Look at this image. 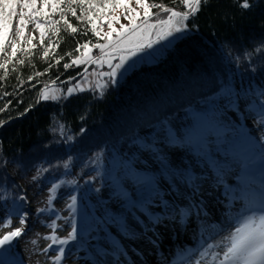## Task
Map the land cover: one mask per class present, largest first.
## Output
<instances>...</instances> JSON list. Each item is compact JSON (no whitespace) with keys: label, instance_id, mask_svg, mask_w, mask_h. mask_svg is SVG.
Returning a JSON list of instances; mask_svg holds the SVG:
<instances>
[{"label":"trees","instance_id":"trees-1","mask_svg":"<svg viewBox=\"0 0 264 264\" xmlns=\"http://www.w3.org/2000/svg\"><path fill=\"white\" fill-rule=\"evenodd\" d=\"M244 2L202 0L183 22L185 36L156 63L142 64L118 82L106 77L101 89L91 87L71 96L64 91L57 100L37 102L44 86L60 83L67 89L77 84L83 68H77L73 60L83 57L85 43L99 49L95 45L103 39L94 34L92 25L100 31L114 11L112 4L100 11L105 0H84L83 4L50 0L44 13L34 17L44 28L43 43H22L17 48L30 51L18 50L15 58L11 51L0 54V63L8 62L7 71L0 68V209L6 219L23 213L22 181L29 175L28 189L56 185V195L61 194L63 180L71 177L90 176L84 186L96 190V179L102 185L108 179L123 184V176L143 172L127 162L140 159L142 148L147 155H157L149 147L153 148L162 132L174 138L170 145L180 142L190 148L202 163H208L210 171L217 173L207 158L209 153L219 155L218 161L226 165L230 144L242 145L236 139L241 133L239 124L230 116L237 111L233 97L242 113L250 111L253 118H264V0H247L248 8L242 7ZM38 3L33 12L38 11ZM89 3L97 7L90 8ZM148 3L188 11L181 0ZM22 4L20 0L15 5L16 12ZM151 11L156 21L169 15L160 7ZM65 20L77 31L72 32ZM132 150L137 154L131 155ZM98 166L105 167V172L97 173ZM205 176L213 182L223 178ZM136 178L129 183L138 185ZM101 196L106 204L103 197L107 195ZM119 215L113 223L119 224ZM5 253L0 254L4 264H21L14 252L6 248Z\"/></svg>","mask_w":264,"mask_h":264},{"label":"rangeland","instance_id":"rangeland-1","mask_svg":"<svg viewBox=\"0 0 264 264\" xmlns=\"http://www.w3.org/2000/svg\"><path fill=\"white\" fill-rule=\"evenodd\" d=\"M38 2V11L40 14H43L47 7L44 6L43 0H38ZM131 6L141 13L140 19H143V9L135 4V0H132ZM23 11L28 12V10ZM19 12L20 10L17 11L16 16L12 17V27L6 33V40L4 42L5 53L11 51L10 42L13 40L16 41L17 46L22 43H27L29 39L36 43L41 41L40 31L35 27V23L38 20L35 18L29 21L24 28L23 39L15 35L16 28L19 24ZM113 15L118 16L119 20H113ZM124 15L125 10L123 8H117L113 11L112 16L104 21V24L101 25L100 28V30L103 29L99 36L103 39L100 44H109L107 39L102 38L104 33L109 31V23L117 30L120 29L121 24H129V20L125 19ZM153 17L154 16H151L150 23L157 22ZM25 19L27 21L28 17L26 16ZM105 22H108V24H105ZM136 22L140 23V20ZM163 27L164 26L160 28L157 35L163 32V30H161ZM151 32L152 29H148L143 35L134 37L131 42L121 45L119 49L109 46L105 49V53L113 52L104 56L105 62L93 63L86 71H84L86 60L84 61L83 59L92 58L95 54H93V48L88 47V49H85L82 55L83 57H78L84 62L76 64V67L83 68V71L78 74L79 80L77 84L69 88H75L76 90L73 91L75 93L79 90L86 91L91 87L101 89L105 84L106 77H109L107 75H101V73L110 72L112 69L109 65L120 64L122 62L121 58L123 57V67L117 71L114 78H109L111 82H118L142 64L156 63L159 58L164 55L165 51L172 47L175 41L185 36L187 31L183 23L181 31H172L169 35L168 28L166 27L163 35L150 42L145 48L135 49L133 51L124 50L133 47L136 43H140L144 40L146 41ZM116 40L117 33L113 32V44ZM98 50L100 51V49ZM67 89H63L61 85H48L40 90V100H57H45L42 97V93L47 92L50 95L57 96L59 99L62 97L64 91L67 93ZM73 92L71 95L74 94ZM236 112H231V119L236 123L240 122L242 127L244 126L243 124H245L246 127L249 128L248 134L249 137H251L248 138V136L245 135L250 141L249 144L242 132L237 134L236 139L243 147H247L248 145L247 150L250 152L244 153V150L230 144V151L227 153V159L229 161L226 165L218 161L219 155L215 156L214 152L209 153L207 158L209 159L211 167L213 170H216L217 173L210 171L208 163H202L203 160L200 157L194 156L192 150L187 146H180V142L177 141V145H170L171 142L175 141L173 140L174 138L171 136L168 138L167 133L163 132L158 136V141L153 144V148L152 146L149 147L150 151L154 150L157 155L160 154V157H157V155H147L144 152V148H142L141 154H139L140 151L138 152L140 159L129 160L130 162H127L129 166L140 167L145 174H150L152 177L151 180L153 184L151 185L152 182L148 183L150 186V188L147 187L148 194L141 203L139 198L135 197L141 193L142 188L136 191L134 182L129 183L131 179L137 177L136 173L128 177L123 176L121 179L123 184H115L114 181L108 179L107 182H104L105 185H102L101 179H96L94 182L98 188L97 190L92 187L84 186L86 184L85 179L90 176L83 177L82 179L73 176L76 177L75 180L72 177L65 178L62 182L63 184L59 186V193H61L59 195H56L58 190L50 188V186L40 188V186L33 185L32 188L28 189L27 184L32 179V176L29 175L26 181H22L25 189L23 191H25L26 194L23 196V198L25 197V209L21 216L24 215L26 223L23 225L20 223L21 216H12L6 219V214L3 212L4 210L2 208L0 209V237H3L6 233L14 229H23L21 235L10 238L8 243L0 245V254L3 256L2 253H5V249L8 248L15 254L16 250L20 251L27 264H53L50 257L57 254L56 249L58 247H63L65 253L60 264H94V262L98 264V262L101 261L100 257L102 253L103 255H107L113 252L119 253L122 250L133 251L134 248L139 250L148 243L146 239L144 242H140V239L146 236V229L152 226L143 217L144 212L149 211L146 208H150L154 213H164L165 211L172 213L174 209L178 210V208L175 207L180 206L181 208H187L189 201L193 199L192 195L196 198L203 196L206 194V189L208 190V196L209 194L215 193V189L219 187V184L209 180L205 175L212 174L215 177L223 176L227 179L225 181L227 183L229 181L228 179L232 178V174L235 175L240 172V168L251 165L259 169L261 172L259 177L263 176L264 123H261V121H264V118H253L252 114L249 113L250 111H245L242 117L240 116V111ZM233 126L236 127L234 123ZM132 153L137 154V152H133V150L131 155ZM131 155H129V157ZM129 157L128 159H130ZM142 166H144V168H142ZM105 170V167L98 166L96 172L103 173ZM78 175H81L80 172H77V176ZM142 176H144V174ZM250 179L248 177L245 180V189H247L249 185H252ZM190 181H196L191 188L193 192L195 186L193 194L190 193L191 190H187L186 185L184 186L186 182ZM76 186L79 188V191ZM145 186H147V184H145ZM212 186L215 187L213 188L214 191L210 189ZM257 186L258 185H252V188L256 189ZM118 190L120 191L118 192ZM122 190L130 191L129 193H132L133 196L129 199L124 195ZM135 191L136 193H134ZM112 194L116 196L112 199H108L112 197ZM101 195H107L103 197L106 204L102 202ZM72 197H75L74 204L71 200ZM69 205L73 206L69 207ZM124 208L126 209L122 210ZM41 209H44V211H40ZM116 214H121L119 215L121 216L119 226L113 223ZM135 218L138 219L137 223H134ZM6 221H10L7 226H5ZM216 221L219 222V218H216ZM53 222H55L56 225L55 235L58 239L68 238V234L72 232L73 225H75V239H68V243L64 245H53L51 249L45 252L44 249L51 243V240L45 239V237L53 234V229L49 227ZM33 241H35V243H33ZM187 244L195 246V241ZM69 246H72L73 249L69 250L67 248ZM17 259L20 260L19 258ZM23 261L22 264H26ZM0 264H4L3 257H0Z\"/></svg>","mask_w":264,"mask_h":264},{"label":"snow or ice","instance_id":"snow-or-ice-1","mask_svg":"<svg viewBox=\"0 0 264 264\" xmlns=\"http://www.w3.org/2000/svg\"><path fill=\"white\" fill-rule=\"evenodd\" d=\"M20 0H0V53H3L5 51L4 49V42L6 40V33L9 31L12 27L11 20L12 17L17 15V12L15 10V5L19 3ZM50 0H43L44 6L47 7ZM77 2L80 4L84 3V0H69V3ZM60 3H63V0H60ZM181 3L183 6H185L188 11H175L169 8H164L161 5H155V4H149L148 0H135V4L143 9V19L141 18V13L136 10V8H133L131 6L132 0H105V3L103 6L100 7V11H103L104 7H108L109 4H112L113 9L117 8H123L125 10L124 18L129 20L128 25L121 24L120 29L117 30L112 26L111 23L108 24L109 31L104 33V36L102 38L107 39L109 41V44H96L95 47L99 48L102 55L100 57L95 58L92 60L93 63L100 62L103 63L104 56L108 55L105 53V49L109 46H113L116 49H119L121 45L131 42V40L134 37L143 35L148 29H153L157 27V24L166 26L168 28V34L170 35L172 31L179 32L181 31V28L183 26V21L188 19V17L192 14H194L197 9L199 8L200 4L202 3V0H181ZM36 5V0H23L22 8L19 12V24L16 28L15 35L19 38L23 39L24 37V28L26 27L27 23L34 19V17L39 16L40 12H33L32 9ZM57 7L56 3L52 4V8L55 9ZM89 7H97L95 4L89 3ZM153 7H160L162 11L169 13L168 18L166 20L161 19L158 20L156 23H150V18L153 15L151 9ZM242 7L248 8L249 4L247 3V0L242 4ZM28 9V12L23 11V9ZM8 10L7 16H5V10ZM72 11L73 15H76L75 9H70ZM44 15H47L45 13ZM63 18V12L61 13ZM28 17V20L26 21L25 17ZM113 20L118 21L119 17L113 15ZM140 20V23H137L136 21ZM89 21L91 22V17H89ZM54 23L58 24L59 21H55ZM65 24L68 28L71 29L72 32H76L77 29L75 27H72L71 24L65 20ZM179 25V26H177ZM36 29H39L40 36H41V43H43V37L45 35L44 28L40 22L35 23ZM92 31L96 36H100V31H97L96 25L93 23L92 25ZM113 32L117 33V40L112 42V35ZM28 44H32V40L29 39L27 41ZM11 46V56L15 58L17 56V51L22 50L24 52L30 51L29 49H18L17 43L15 40L10 42ZM150 46V45H149ZM34 47V45H33ZM81 47L84 49H88V43L83 44ZM79 51V49H77ZM45 56L48 55V52L45 51ZM86 55V53H85ZM121 63L116 65H109L112 69L108 73H101V75H107L110 79L114 78L116 76L117 71L123 67V57L121 58ZM23 63V61H20ZM84 61L80 58L74 59L73 64L83 63ZM7 61L5 63H0V68L5 69L7 71ZM65 68L71 67L69 64L64 65ZM39 75V74H38ZM75 88H69L67 89V94L71 95L73 91H75ZM42 97L45 100L48 99H58L55 95H50L47 92L42 93ZM261 123H264V121H261ZM65 168L68 167L67 163L64 165ZM56 185H53V189H55ZM71 200L73 201V204L75 202V197H72ZM73 205H69V207H72ZM40 211H44V209H41ZM262 211H264V208H262ZM26 216V214H25ZM10 223V221L5 222V226H7ZM20 223L23 225L26 223L24 216H21ZM50 228L53 229V234L50 236L45 237V239H50L51 243L48 244L47 248L44 249L45 252L48 251V249H51L53 245H64L68 243V239H75V225H73V230L68 234V238L65 239H58L55 235V222L49 225ZM23 229L17 228L14 229L11 232L6 233L3 237H0V245L8 243L10 238L17 237L21 235V232ZM227 244L225 245L223 251H222V258L219 259V264H264V215L260 216H252L247 217L242 223L240 227H237L235 232L232 233L229 237L226 238ZM35 243V241H33ZM213 247L212 245H209V248ZM216 247H220V245H216ZM56 255L53 257H50L53 264H60V261L64 257L65 249L63 247H58L56 249ZM220 253H212V259L216 260L218 257H220Z\"/></svg>","mask_w":264,"mask_h":264},{"label":"bare ground","instance_id":"bare-ground-1","mask_svg":"<svg viewBox=\"0 0 264 264\" xmlns=\"http://www.w3.org/2000/svg\"><path fill=\"white\" fill-rule=\"evenodd\" d=\"M161 27L162 25L157 24L152 32L158 33ZM152 41H148L147 45ZM234 105L237 106L238 102H234ZM238 109V111L241 110L240 105ZM239 171L235 175L232 174V178L225 185L215 189V193L197 198L192 195L193 199L189 201L188 207H184L185 212L172 215L167 221L159 223L158 215L145 211L143 217L156 228L153 238L148 243V249L154 248L143 252L122 250L119 253L113 252L107 255L102 253L98 264H219L222 251L227 244L226 238L234 233L247 217L259 216L257 213L249 214L248 206L246 204L239 206L238 202L249 197V192L244 188L245 180L248 177H254L255 182L260 183L261 186L264 184V175L259 177L261 172L251 165L242 167ZM195 183L196 181L186 182L184 186L186 185L187 190H191ZM77 190L79 191L78 187ZM193 192L191 190L190 193L193 194ZM224 199H227L226 209L221 206L225 202ZM195 214H202V218L206 220L211 219L210 224H214L216 218H219V227L212 229L203 227L205 222L195 218ZM137 218L134 219V223H137ZM195 224L200 225L201 230L199 234L190 236L189 229ZM194 239H197V245L194 248L185 247L187 240ZM209 245L213 247L209 248ZM214 252L221 254L216 260L212 259Z\"/></svg>","mask_w":264,"mask_h":264},{"label":"water","instance_id":"water-1","mask_svg":"<svg viewBox=\"0 0 264 264\" xmlns=\"http://www.w3.org/2000/svg\"><path fill=\"white\" fill-rule=\"evenodd\" d=\"M175 11H177V10H175ZM167 18H168V16H167ZM166 18V19H167ZM165 19V20H166ZM151 40V35L149 36V39L147 40V42L148 41H150ZM144 47V44H140V45H137V46H133V47H130V48H127V49H124V50H128V51H133V50H135V49H138V48H143ZM55 85H59V84H55ZM47 87V86H46ZM44 88V87H43ZM40 100V97L38 98V101Z\"/></svg>","mask_w":264,"mask_h":264}]
</instances>
